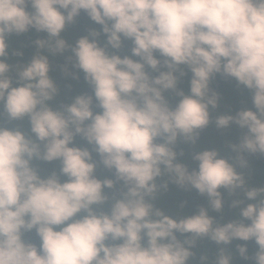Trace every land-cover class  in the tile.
Listing matches in <instances>:
<instances>
[{"label": "clouds", "instance_id": "9594fccd", "mask_svg": "<svg viewBox=\"0 0 264 264\" xmlns=\"http://www.w3.org/2000/svg\"><path fill=\"white\" fill-rule=\"evenodd\" d=\"M81 13L99 27L69 42ZM32 30L36 52L11 63ZM65 53L88 88L57 102ZM219 81L251 106L219 111ZM0 121V264H264V181L243 171L264 157V0H0ZM210 125L238 141L191 151L190 169L178 144ZM169 184L207 203L166 214ZM225 194L226 222L210 214ZM203 240L216 250L198 255Z\"/></svg>", "mask_w": 264, "mask_h": 264}, {"label": "trees", "instance_id": "16d2710c", "mask_svg": "<svg viewBox=\"0 0 264 264\" xmlns=\"http://www.w3.org/2000/svg\"><path fill=\"white\" fill-rule=\"evenodd\" d=\"M99 27V25H94L89 18L81 13L80 17L77 18L76 24L69 26L66 33L63 35L66 39L71 42L79 35L84 34L87 27ZM44 33H36L34 30L31 32L21 35L10 37V52L16 50L22 55H13L10 56V62L13 64L23 63L28 61L32 55L36 52V45L34 41L39 38H43ZM103 39V37L101 38ZM68 53L57 57H50V63L52 65L50 70V75L53 77L54 81L58 84L60 88V95L57 98V102L63 100L65 102H70L71 98L76 94L87 90L88 86L83 79V74L81 73L80 79L75 80L70 75L65 76L60 68V65L65 63V57ZM69 67H71L69 65ZM187 90V84L182 85ZM214 87H218V90L221 92V101L219 111L223 112L231 108L233 111L243 106L242 101L247 100L248 106H251L250 99L246 91H240L235 88L234 82H225L219 81ZM175 101H173L174 103ZM2 122V121H0ZM24 126L27 127V121H24ZM240 135V130L235 126L230 127L229 129L217 130L214 126L210 125L209 128L205 129L197 141V144L193 146L183 145L182 143L178 144L179 147H184L185 149V161L189 164L190 169L196 167V162L190 159L191 151H199L204 148L217 147L221 149L222 155H230V149L226 147L229 141L237 142ZM78 143H85L77 137ZM249 167L244 169L246 176H250V183H257L264 181V157L260 156H249ZM54 164L44 165L45 168H52ZM239 170V169H238ZM97 174L101 177L105 175H111L107 170L102 167L97 170ZM223 191V190H222ZM226 203L223 213L212 212L210 214L214 215L217 219H220L221 216L224 218V222L235 217L236 210L228 206L229 198L225 194ZM187 202L183 209L180 208L181 203ZM207 197L202 196L198 193L197 190L193 189H184L180 188L174 184H169V189L166 193L157 200L158 206L162 207L166 214H191L196 210V205L206 204ZM236 243H241L240 241H233L231 247L234 249ZM250 250L254 248V245L249 244ZM217 246L208 240L198 241L195 251L199 255L201 252L207 250L209 252H214Z\"/></svg>", "mask_w": 264, "mask_h": 264}]
</instances>
